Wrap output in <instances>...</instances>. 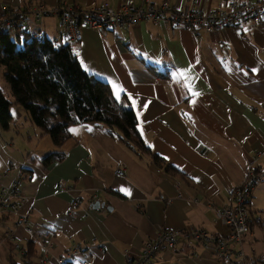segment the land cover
<instances>
[{"label":"crops","instance_id":"1","mask_svg":"<svg viewBox=\"0 0 264 264\" xmlns=\"http://www.w3.org/2000/svg\"><path fill=\"white\" fill-rule=\"evenodd\" d=\"M61 1L118 7L127 0H0V18L4 12H21L22 24L13 33L23 29L66 43L56 16L46 15L37 24L31 12V7L52 8ZM229 1L195 0V6L218 10ZM71 46L84 70L133 109L144 142L178 172H166L94 123L70 125V137L61 146L29 123L28 144L35 140L43 146L21 154L8 148L15 136L9 129L19 123L12 114L9 128H0V187L19 180L29 197L22 210L28 214L26 226L50 248L40 262L39 243L25 226L15 225L16 215L5 214L0 217V264H8L12 242L7 234L22 245L31 243L32 264H58V257L79 243L85 245L86 264H126V251L137 252L164 230L202 228L227 236L215 210L229 203L250 161L264 152V30L245 23L197 34L180 27L172 33L166 24L143 21L102 34L82 26ZM52 152L64 153L63 159L44 165L42 158ZM119 168L124 176L115 174ZM96 201L101 203L97 208ZM248 208L260 222L245 236L243 249L264 261L263 182L253 189ZM152 264L227 263L194 240L180 238L175 250L159 253Z\"/></svg>","mask_w":264,"mask_h":264},{"label":"built area","instance_id":"2","mask_svg":"<svg viewBox=\"0 0 264 264\" xmlns=\"http://www.w3.org/2000/svg\"><path fill=\"white\" fill-rule=\"evenodd\" d=\"M34 20L37 24L46 15L56 16L62 28L66 42L75 44L80 39L81 27L86 26L102 34L108 31H118L135 25L139 22L150 21L163 23L170 27L172 33L182 27L194 34L201 30L209 32L225 27H236L245 23H253L264 30V0H230L224 9L203 10L195 6V0H187L182 5L174 6L169 0H127L118 7H111L107 3L100 2L90 7L79 4H70L61 1L52 8L42 5L31 7ZM10 17L0 18V31H17L19 22L17 16H23L21 12H8ZM23 21V19H22ZM32 37L41 36L32 32ZM263 157L261 163L258 159ZM115 174L124 176L123 169H115ZM264 176V152L257 153L247 166L245 178L242 184L234 188L227 205L215 210L217 221L228 228L227 236L223 237L202 228L184 230H164L153 239L146 240L137 252L126 251L124 254L126 264H152L155 257L165 251H173L180 238L194 240L206 250H210L217 259L227 264H253L251 258L243 249V241L250 233V223L256 221L250 213L248 203L253 189ZM19 181L12 182L9 186L0 187V217L5 214L17 216L15 225L25 226L26 231L40 246V262L47 260L50 248L45 239L40 243L41 235L36 234L28 224V214L22 212L29 197L24 195L19 186ZM212 205L210 202L206 204ZM13 244V252L24 255L23 245L14 240L12 234H7ZM84 244H74L56 260L58 264L67 261L73 264H86Z\"/></svg>","mask_w":264,"mask_h":264},{"label":"trees","instance_id":"3","mask_svg":"<svg viewBox=\"0 0 264 264\" xmlns=\"http://www.w3.org/2000/svg\"><path fill=\"white\" fill-rule=\"evenodd\" d=\"M3 15L10 17L5 12ZM22 19L23 16L15 18L19 22L17 30ZM12 33L0 31V67L12 97L7 98L0 88L1 129L9 128L11 106L17 104L23 108L30 122L49 135L56 146H61L70 137V125L94 123L136 154L148 155L166 172H178L144 142L133 109L117 100L105 81L84 70L71 43H55L42 35L32 37V32L23 29L14 35ZM148 68L151 70L153 67L148 65ZM63 157L64 153L52 152L42 158V163L50 165ZM260 213L264 216V209ZM256 222H260L259 218L250 223V228ZM23 247L24 255L17 256L13 254V244H9L8 264H32L31 243L23 244ZM247 255L253 264H264L260 257ZM63 264L73 263L67 261Z\"/></svg>","mask_w":264,"mask_h":264},{"label":"rangeland","instance_id":"4","mask_svg":"<svg viewBox=\"0 0 264 264\" xmlns=\"http://www.w3.org/2000/svg\"><path fill=\"white\" fill-rule=\"evenodd\" d=\"M12 35H14V33H12ZM1 70H2V68H0V88L2 89L4 95L7 98H10L11 99L12 97H11V94H10L9 87H8V85L3 80V76L1 74ZM23 112H24V110H23V108L21 106H19L17 104H13L11 106V113L14 116V120H16L18 118L19 119V123H18V125L16 127L12 125L10 127V129H9V132L11 134H14L15 136H14V139L12 141V143L14 144V146H10V147L8 146V148H10V149H16L17 148V149H19V151L21 152V154H24L25 155L30 150H34L35 147H37V150H38V147L41 148L43 146V144H40V146H39V143H41V142L38 141V144L36 146L35 144L37 143V141H35V140H33L31 143L28 144V141H27L28 138H27V136H30V135L32 136L33 135L32 132H31L32 129H30L28 127L29 123H30V125H31V127L33 129H37V128H36V126H34L30 122V119H28L27 116H26V118L28 120L27 119H24L23 118V115H22V117H18V116H20V114H23ZM16 132H18V133H16ZM16 135H18V136H16ZM11 139L12 138L7 139V141H10ZM23 149H26V150H23ZM15 152H16V150H15ZM16 180H18V179L17 178L14 179L15 182H16ZM261 182L264 183V179ZM261 182H259V183H261ZM262 197H263V194L260 193L259 194V198H258L259 202L262 201Z\"/></svg>","mask_w":264,"mask_h":264},{"label":"water","instance_id":"5","mask_svg":"<svg viewBox=\"0 0 264 264\" xmlns=\"http://www.w3.org/2000/svg\"><path fill=\"white\" fill-rule=\"evenodd\" d=\"M94 205H95V207L97 208V207H99V206L101 205V203H99L98 201H96V202L94 203Z\"/></svg>","mask_w":264,"mask_h":264},{"label":"snow or ice","instance_id":"6","mask_svg":"<svg viewBox=\"0 0 264 264\" xmlns=\"http://www.w3.org/2000/svg\"><path fill=\"white\" fill-rule=\"evenodd\" d=\"M118 95V94H117Z\"/></svg>","mask_w":264,"mask_h":264}]
</instances>
